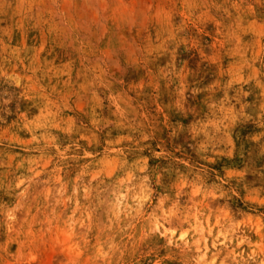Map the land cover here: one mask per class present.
Returning <instances> with one entry per match:
<instances>
[{
  "label": "rangeland",
  "instance_id": "1",
  "mask_svg": "<svg viewBox=\"0 0 264 264\" xmlns=\"http://www.w3.org/2000/svg\"><path fill=\"white\" fill-rule=\"evenodd\" d=\"M0 264H264V0H0Z\"/></svg>",
  "mask_w": 264,
  "mask_h": 264
}]
</instances>
